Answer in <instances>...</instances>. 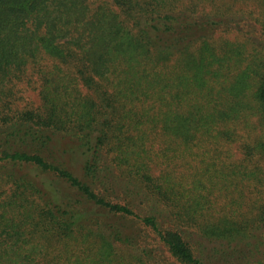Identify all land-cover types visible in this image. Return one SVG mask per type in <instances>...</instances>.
Segmentation results:
<instances>
[{
  "label": "trees",
  "instance_id": "16d2710c",
  "mask_svg": "<svg viewBox=\"0 0 264 264\" xmlns=\"http://www.w3.org/2000/svg\"><path fill=\"white\" fill-rule=\"evenodd\" d=\"M215 1L0 0V264H230L264 239V0L248 42L213 39Z\"/></svg>",
  "mask_w": 264,
  "mask_h": 264
},
{
  "label": "rangeland",
  "instance_id": "374dc122",
  "mask_svg": "<svg viewBox=\"0 0 264 264\" xmlns=\"http://www.w3.org/2000/svg\"><path fill=\"white\" fill-rule=\"evenodd\" d=\"M261 9L262 7L256 0H216L212 7L208 6L204 11H209L211 13L219 11L222 13L221 15H227L226 20H230L228 25L231 27L229 29L216 30L213 39L216 41L230 39L245 42L250 31H252L256 25V19L262 18ZM21 89L20 95L23 96L26 101L32 104L38 103L39 99L37 92L33 87L22 85ZM235 155H237V153ZM253 197L254 196H252V198ZM247 208H249V205L245 204L240 209V212H243ZM261 237L262 236L259 234H257V238L251 237L250 246L253 252L246 251L245 253L247 256L230 264H256L258 261H264V239Z\"/></svg>",
  "mask_w": 264,
  "mask_h": 264
}]
</instances>
